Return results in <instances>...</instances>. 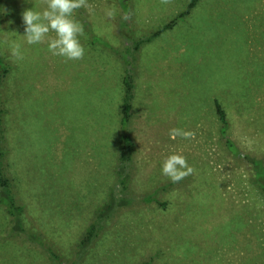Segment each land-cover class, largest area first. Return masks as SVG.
Here are the masks:
<instances>
[{
  "label": "rangeland",
  "instance_id": "obj_1",
  "mask_svg": "<svg viewBox=\"0 0 264 264\" xmlns=\"http://www.w3.org/2000/svg\"><path fill=\"white\" fill-rule=\"evenodd\" d=\"M189 1L88 0L90 8L75 13L84 58L66 61L47 41L29 45L22 37L23 11L43 10L44 0H12L0 48L18 68L6 92L33 211L27 216L52 228L64 260L10 247L0 249V264L11 257V264H264V166L254 170L247 157L264 165V0H200L180 15ZM126 14L132 24L123 28ZM94 34L110 48L91 41ZM13 41L22 60L11 54ZM128 73L135 78L136 151L127 194L135 201L117 208L80 253L76 245L113 184ZM216 101L239 154L221 136ZM173 128L195 139H170ZM173 153L195 169L178 183L162 174ZM149 194L168 208L147 202Z\"/></svg>",
  "mask_w": 264,
  "mask_h": 264
},
{
  "label": "trees",
  "instance_id": "obj_2",
  "mask_svg": "<svg viewBox=\"0 0 264 264\" xmlns=\"http://www.w3.org/2000/svg\"><path fill=\"white\" fill-rule=\"evenodd\" d=\"M199 1L200 0H190L184 12L180 15L186 16V14L197 6ZM120 2L126 5L127 0H120ZM11 6L12 0H0V30L4 24L8 25L14 14V6ZM177 16L174 20L172 19L169 24L165 25L163 29H168L176 24L180 18V16ZM123 21L124 24H121L123 28L125 23L129 24L131 27V19H123ZM126 39L131 40L132 38L126 36ZM92 40L94 42L98 41V43L102 45L106 44V48L108 49L110 48L108 46H111L99 35L96 36L94 34L91 38V41ZM136 48L138 47L136 46ZM17 71L18 68L16 65L12 63L7 54L0 48V249L8 250L11 247L10 251L15 253L18 250L29 252L34 247L33 249L40 253L44 251L50 259L62 262L64 260V255L58 244L59 241L55 240L56 242H54V236L50 235L52 228L50 227V230L47 229L35 218V216L31 218L27 216V213L33 211L29 205L30 196L28 195L24 183V171L20 169L21 167L18 168L17 166L19 159L15 146L16 128H14V123L12 121L11 97L9 98V95H7L9 90L7 86L9 78L14 77ZM134 90L135 78L128 73L122 78L123 96L119 109V129L116 135L118 153L112 174L114 185L112 184L109 190L103 193L101 202L95 211L94 220L86 226L79 244L76 245L80 253H82V251H87L92 244V240L99 235L100 231L103 229L105 220L111 216L117 208L129 206L135 201V197L127 194L132 179L128 165L130 163L132 164L136 151V142L130 131V122L134 116L135 108ZM215 105L216 113L221 123V136L227 147H229L233 153L239 154L238 148L228 135V113L218 101L215 102ZM247 157L250 162H252L254 170H261V167L264 166L262 161L249 156ZM258 174L262 175L261 172ZM146 201L149 203L157 202L161 209L164 210H166L169 205V201L157 199L151 194L148 195ZM16 238H22L23 243L20 244ZM80 253H77V256H83V254ZM11 262H15L14 257H11L6 263L11 264ZM143 264H151V261L144 262Z\"/></svg>",
  "mask_w": 264,
  "mask_h": 264
},
{
  "label": "clouds",
  "instance_id": "obj_3",
  "mask_svg": "<svg viewBox=\"0 0 264 264\" xmlns=\"http://www.w3.org/2000/svg\"><path fill=\"white\" fill-rule=\"evenodd\" d=\"M161 4L167 5L171 0H160ZM46 7L41 11L34 8L25 9L22 13L24 35L29 45L41 44L47 41L48 49L54 56L64 57L67 60H81L85 55V48L79 37L84 34L83 24L76 19L75 13L79 9H88V0H44ZM108 17L115 16V8L106 10ZM126 14L123 19L129 20ZM11 23V21H9ZM55 33L54 37L49 33ZM11 54L17 60H22L21 45L15 41L11 43ZM183 139H195V132L173 128L169 132L170 139L177 137ZM195 169L191 167L187 158L180 153L169 155L162 164V174L167 176L173 183H178L187 176L193 174Z\"/></svg>",
  "mask_w": 264,
  "mask_h": 264
}]
</instances>
